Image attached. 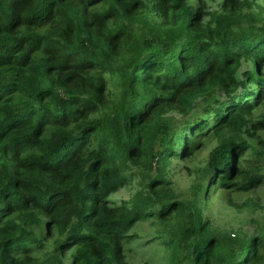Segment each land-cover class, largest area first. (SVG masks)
I'll list each match as a JSON object with an SVG mask.
<instances>
[{"label":"trees","instance_id":"trees-1","mask_svg":"<svg viewBox=\"0 0 264 264\" xmlns=\"http://www.w3.org/2000/svg\"><path fill=\"white\" fill-rule=\"evenodd\" d=\"M263 64L264 0H0V264H130L144 222L164 264H264V219L220 232L198 195L264 183ZM210 135L181 199L167 167Z\"/></svg>","mask_w":264,"mask_h":264},{"label":"rangeland","instance_id":"rangeland-1","mask_svg":"<svg viewBox=\"0 0 264 264\" xmlns=\"http://www.w3.org/2000/svg\"><path fill=\"white\" fill-rule=\"evenodd\" d=\"M188 2L195 7L206 5L208 9L216 10L220 7L221 0H188ZM250 67L253 66L250 64ZM260 71L262 72L261 78L264 79V64ZM220 99L226 100V97L221 96ZM262 115H264V102L260 100L255 103L252 119H257ZM260 134L264 138V131H261ZM215 144V137L210 135L202 140L200 148L190 158L172 160L167 167V175L171 179L174 192L179 198L189 199L199 193V190L196 189L200 181L199 168L206 163L209 152ZM257 148L261 150L262 144L258 145ZM251 159H253L251 168L264 176V157L261 156L257 159L251 157ZM132 192L133 190L130 188L120 189L113 193L111 198L115 201L128 199ZM198 195L203 217L210 219V226L220 232L231 230L239 235H252L257 224L264 219V183L252 192L231 193L228 195L226 192L214 187L210 190L208 197L204 198L200 193ZM229 198L234 201L233 205L229 204ZM246 200L251 201L252 204L245 205ZM155 229V226L147 222L138 223L131 229V231L138 232L141 238L133 242L130 248H125L127 260L130 264H164L165 251L154 242H147L155 234ZM231 234L233 235V233ZM51 240L46 243L47 247L51 246ZM40 254L38 252L35 255ZM69 255L70 253L65 257L66 264H69Z\"/></svg>","mask_w":264,"mask_h":264}]
</instances>
